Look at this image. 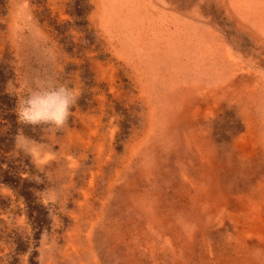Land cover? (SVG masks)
<instances>
[{"label":"rangeland","instance_id":"obj_1","mask_svg":"<svg viewBox=\"0 0 264 264\" xmlns=\"http://www.w3.org/2000/svg\"><path fill=\"white\" fill-rule=\"evenodd\" d=\"M38 77L81 94L39 167ZM0 264H264V0H0Z\"/></svg>","mask_w":264,"mask_h":264},{"label":"clouds","instance_id":"obj_2","mask_svg":"<svg viewBox=\"0 0 264 264\" xmlns=\"http://www.w3.org/2000/svg\"><path fill=\"white\" fill-rule=\"evenodd\" d=\"M80 92L69 83H59L52 78H36L34 87H31L26 96L17 102L13 112L17 124L21 125L13 137L15 148L31 158L38 167L46 164L53 158L48 146L25 135L23 128L30 127L35 131L40 129L43 133L58 132L62 130L71 118L72 109L78 104ZM37 183H43L36 177ZM49 199L42 203L47 207ZM51 218V212L49 213ZM47 230L42 233L41 239L46 238Z\"/></svg>","mask_w":264,"mask_h":264}]
</instances>
